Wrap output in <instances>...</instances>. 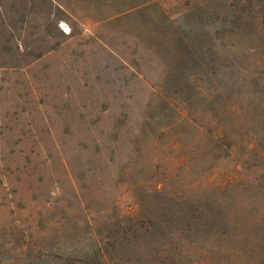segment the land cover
I'll return each mask as SVG.
<instances>
[{"label":"rangeland","instance_id":"rangeland-1","mask_svg":"<svg viewBox=\"0 0 264 264\" xmlns=\"http://www.w3.org/2000/svg\"><path fill=\"white\" fill-rule=\"evenodd\" d=\"M55 1L34 35L0 0V264H264V0ZM190 213L206 233L151 259Z\"/></svg>","mask_w":264,"mask_h":264},{"label":"trees","instance_id":"trees-1","mask_svg":"<svg viewBox=\"0 0 264 264\" xmlns=\"http://www.w3.org/2000/svg\"><path fill=\"white\" fill-rule=\"evenodd\" d=\"M190 214H192L191 216L193 217L194 222L190 224L187 220V226L185 229L178 226L177 218H172L169 215H162L161 217L156 218V221L153 222L149 230L146 231L147 235H149V245H147V248L151 249V251H147L146 253L151 259H157L160 256L159 252L161 247L164 245H170L172 241L181 239L188 240L193 234L198 236L200 232L206 233L200 219H204V217L208 219V216L204 214L199 217L193 213ZM247 238L252 240V234L247 233ZM256 242H259L260 246H264V230L256 237ZM126 249H128V247H126ZM116 250H118L116 245L102 246L98 244L92 252L94 255V261L96 264H116L118 262L116 259ZM88 257L87 254L84 258L69 256L64 260L66 262L65 264H95V262H93V260L90 261ZM18 264H50L48 261V252L45 248L41 247L28 250L25 253L24 260L21 258Z\"/></svg>","mask_w":264,"mask_h":264},{"label":"crops","instance_id":"crops-1","mask_svg":"<svg viewBox=\"0 0 264 264\" xmlns=\"http://www.w3.org/2000/svg\"><path fill=\"white\" fill-rule=\"evenodd\" d=\"M53 1H55V0H23L24 5L27 7V17H28V19H27L26 22L28 24V28H27L28 31L27 32L29 34H34V35L40 34L39 28L36 27V24L39 23V21L38 22L36 21L37 12L35 10L36 9L35 7H36L37 3L44 2V4H46V6H47L48 11L45 12L44 15H43L44 16V22H45L46 18H49V17L52 16V8H56V9L57 8H59V9L64 8L61 3L56 2V1L53 2ZM1 8H2V4L0 2V9ZM3 25H4V22H3L2 18H1V20H0V33H2V31H3ZM57 25H58V28L60 30L64 31V33L67 34V31H65V26H67V23L66 22L64 23V20H59ZM19 31H16V29L14 30V28H13L12 32L18 33ZM12 37L15 40H18V41H19V39L23 38L19 34L15 35V36H12ZM15 47L17 49L21 50V48H22L21 47V43H18V45H15ZM48 55H49V53H47V52L41 54L40 56H38L36 58L35 62L39 61V60H42L43 58H45ZM32 64H34V62L31 63L30 65H28V67L24 68V70H29L31 68ZM3 70H4V67H3L2 59H0V72H2ZM16 70L19 71V68H16Z\"/></svg>","mask_w":264,"mask_h":264}]
</instances>
